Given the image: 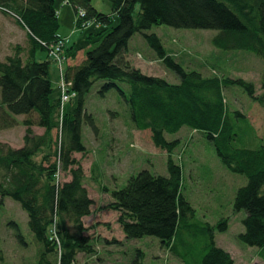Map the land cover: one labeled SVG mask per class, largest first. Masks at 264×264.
<instances>
[{"label":"trees","instance_id":"trees-1","mask_svg":"<svg viewBox=\"0 0 264 264\" xmlns=\"http://www.w3.org/2000/svg\"><path fill=\"white\" fill-rule=\"evenodd\" d=\"M108 2L110 11L102 13L91 0H66L74 11L75 26L84 29L92 24L95 32L87 36L97 40L77 64L62 69L71 57V46H65L58 34L55 0H0V11L15 20L29 41L26 51L15 46L12 54L0 60V131L18 124L17 116H23L20 124L24 126L21 146L0 141V204L10 197L26 211L28 227L39 243L37 264H78V253L95 252L83 223L92 212L93 199L83 185V169L73 154L85 152L81 125L97 130L93 116L84 109L86 96L96 82H101L96 89L100 96L117 88L128 107L132 127L148 130L152 144L167 153L166 175L141 169L129 175L124 186L110 191L111 200L103 207L117 212L116 222L125 238L153 236L166 251L177 255L176 241L179 233L191 226L194 209L181 193V168L171 157L179 140H167L164 133L187 126L211 141L230 171L245 175L246 182L237 188L232 205L233 211L245 212L243 231L237 237L249 246L264 247V144L235 145L237 124L246 117L228 110L223 97L225 88L238 86L264 108V68L262 92L255 95L253 83L242 78L205 77L185 70L165 52L160 38L147 32L160 24L215 29L211 42L216 48L250 51L264 60V0ZM79 10L84 12L82 18ZM82 20L90 24L81 27ZM135 33L142 35L177 83L145 74L130 64L125 55ZM57 40L63 42V81L74 93L68 101L76 99L74 107L66 111V102L61 105L58 95L51 97L50 63L54 62L58 75L59 67L49 52ZM36 50L46 51V58L36 59ZM118 82L128 85V93ZM33 126L43 128V133L35 134ZM256 139L254 131L247 141L251 145ZM42 150L45 152L36 160ZM51 155L55 156L52 161ZM59 170L67 172L69 179L56 181ZM12 224L22 241L16 223ZM215 227L224 231L227 220L221 219L215 226L204 223L200 257L193 263L179 256L182 264H233L229 252L214 243Z\"/></svg>","mask_w":264,"mask_h":264},{"label":"rangeland","instance_id":"rangeland-1","mask_svg":"<svg viewBox=\"0 0 264 264\" xmlns=\"http://www.w3.org/2000/svg\"><path fill=\"white\" fill-rule=\"evenodd\" d=\"M91 4L100 12L108 13V0H91ZM58 15V33L66 36L67 46H71V62L84 57L85 50L93 47L97 38H88V33L95 32L90 24L82 29L75 26L73 10L66 0H55ZM115 24V23H114ZM148 33H155L165 52L185 70H195L202 76L242 78L252 82L255 95L262 92L261 72L264 60L250 51L222 50L216 48L212 37L215 29L175 28L169 25H153ZM26 51L29 47L24 30L15 20L0 11V60L14 52V47ZM47 52L36 50L35 58L43 60ZM127 59L134 64H142L145 74L157 75L169 83H177L176 76L156 57L140 33H135L127 44ZM66 63L62 64V69ZM52 76L51 97H59L60 79L57 67L50 63ZM57 82V86L56 83ZM96 82L86 96L84 109L95 121L97 130L83 123L81 139L85 152L74 153L83 169V185L89 197L93 199L91 214L83 218L88 229L86 234L92 239L93 254L78 253V264H182L179 256L195 262L201 255V246L205 241L201 231L204 223L215 226L221 219L227 220V227L213 230L216 246L229 252L233 264H264V247L249 246L238 239L243 231V210L233 211V198L238 187L246 182L244 174L230 171L216 155L213 144L199 131H192L182 126L175 133H164L167 140L178 139V145L171 152L173 161L181 168V193L194 209L190 227L179 233L176 241L177 255L159 245L153 236L125 238L120 229L117 212L104 208L110 200V191L121 188L129 175L141 169L167 174V153L155 147L150 140L148 130L132 127L128 107L117 88L108 90L103 96L96 93ZM120 89L128 93V85L118 82ZM223 97L228 110L239 111L246 120H239L235 141L236 146H255L264 144V108L253 101L238 86L225 88ZM76 102L75 97L64 104V110H70ZM23 116H17L18 124L13 129L1 134V139L10 142V146L22 145L24 126L20 124ZM5 130V129H4ZM35 134H42L44 129L33 126ZM1 130L0 132H2ZM256 133L254 144L247 141ZM53 136L56 130L52 131ZM57 147V145H56ZM55 149V145L53 147ZM45 150L35 157L39 160ZM55 156H50V161ZM68 173L59 170L55 179L62 182ZM16 223L22 241L17 236ZM112 239L115 241L111 242ZM108 241V242H107ZM39 243L34 239L28 227V217L19 203L5 197L0 204V264H37ZM191 259V260H190ZM195 260V261H194Z\"/></svg>","mask_w":264,"mask_h":264},{"label":"built area","instance_id":"built-area-1","mask_svg":"<svg viewBox=\"0 0 264 264\" xmlns=\"http://www.w3.org/2000/svg\"><path fill=\"white\" fill-rule=\"evenodd\" d=\"M84 15V12L79 10L78 11V17L82 18ZM90 24V21H85L82 20L80 21V26L81 27H86ZM63 46V42L61 40H57L55 44L51 46V50L49 52V55L54 58V61L59 67V75L58 78L60 79L59 83V88H60V94H59V99H60V104L63 105L66 101H68L72 96H74L73 92L69 91L67 89V84L63 81L62 77V69H61V64L63 63V57L60 55L61 53V48Z\"/></svg>","mask_w":264,"mask_h":264},{"label":"crops","instance_id":"crops-1","mask_svg":"<svg viewBox=\"0 0 264 264\" xmlns=\"http://www.w3.org/2000/svg\"><path fill=\"white\" fill-rule=\"evenodd\" d=\"M57 15H59L58 12H57ZM73 15L75 16L74 11H73ZM58 34H59V36H61V37L65 40V46H67V42H66V39H65V38H67V37L64 36L63 34H60V33H58ZM68 55H69V53H68ZM126 55H127V53H126ZM81 59H82V58H79L76 62H71L72 59H70V57H68V58H66L65 63H66V65H67V64H69V65H70V64H77ZM126 59H127V58H126ZM127 60L130 62L131 65H133V66H135V67L141 69L142 64L139 65L141 62H140V63L137 62V64H136V63L134 64V63H133L132 61H130L129 59H127ZM49 75H50V78L52 79V76H51V70H50V74H49ZM57 76H58V74H57ZM51 81H52V80H51ZM55 84H56V86H57V82H56ZM53 97H57V96H53ZM20 120H21V119H20ZM10 129H13V128L10 127ZM10 129H8V128L5 129V130L3 129V131L0 132V135H1V134H2V135H3V134H7L6 131H8V130H10ZM192 131H193V130H192ZM0 141H1V142H5V143L11 145L10 142H9L8 140H6L5 138H4V139H1ZM68 179H69V177L66 178V180H68Z\"/></svg>","mask_w":264,"mask_h":264}]
</instances>
